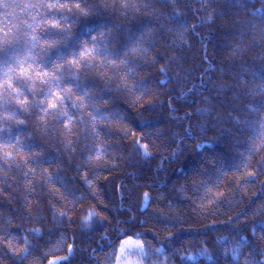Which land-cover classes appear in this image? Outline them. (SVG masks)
Listing matches in <instances>:
<instances>
[{
  "label": "trees",
  "instance_id": "trees-1",
  "mask_svg": "<svg viewBox=\"0 0 264 264\" xmlns=\"http://www.w3.org/2000/svg\"><path fill=\"white\" fill-rule=\"evenodd\" d=\"M55 2L0 0L10 5L0 6V264H46L65 255L69 259L59 264H103L136 233L163 249L164 264H264V150L249 152L264 120V95L252 91L264 80V0H210L203 7L199 0H136L139 12L123 8L121 0H108L107 7L81 0L92 12L79 18L90 34L73 13L43 6ZM65 17L77 41L49 48L57 30L48 21L63 24ZM92 36L98 47L107 44L109 60L117 63L143 37L146 54L130 58L136 74L125 77L102 64L103 56L91 67H69L65 60L80 50L79 40L91 47ZM237 45L241 51L233 56ZM55 64L63 68L53 82ZM21 69L33 79L25 80ZM125 79L129 88L144 80L152 90L143 106L133 103L138 92L119 87ZM67 88L72 100L50 108L55 93L67 95ZM82 88L94 94L95 109L73 107ZM61 110L72 118L70 132ZM96 110L122 119L97 121V136L88 116ZM125 127L134 135L121 131ZM136 137L152 145L148 159L137 151ZM5 146L14 157L7 162ZM205 182L211 191L202 202ZM90 210L98 216L83 228ZM24 237L32 242L31 255L21 261L16 251ZM61 237L65 243L57 247ZM233 248L241 252L238 261ZM204 249L211 260L201 256Z\"/></svg>",
  "mask_w": 264,
  "mask_h": 264
},
{
  "label": "snow or ice",
  "instance_id": "snow-or-ice-1",
  "mask_svg": "<svg viewBox=\"0 0 264 264\" xmlns=\"http://www.w3.org/2000/svg\"><path fill=\"white\" fill-rule=\"evenodd\" d=\"M148 3L151 2V0H147ZM169 2L171 3H176L177 0H169ZM201 6L203 7L204 5H207L210 0H199ZM100 3H102L105 7L108 6V0H100ZM112 3H115V0H112ZM3 8H8L10 7V5L8 4H2L0 5ZM37 5H30V7H36ZM44 7H47L50 10H65L69 13H73L76 16V21L75 22H79V23H83L84 28L87 29L88 33L90 34L91 29H88V22L85 21H80L79 18L80 17H88L90 15H92L91 10L87 9L86 7L82 6V2L81 0H63V2H61V0H56L55 3H49L47 5H43ZM121 6L125 9L128 8H132L134 11L139 12L140 8L138 7V5L136 4V0H121ZM177 19H179V14L177 16ZM208 20H211L212 17L211 15H209L207 17ZM49 27L50 28H54L57 30L56 34H55V39H53L51 42H48V47L49 48H58L61 45H71L73 43H75L77 41V37L75 35V33L72 31V24L68 23L67 17L64 18V23H60L59 21L56 20H50L48 21ZM111 32V30H110ZM262 33H264V29H262ZM180 38L183 40V32L179 33ZM100 37L101 39H106L105 37V33L103 31H100ZM36 37L33 36V40H35ZM91 41H92V46L88 47V41L79 40V43L81 45V48L79 51L77 52H73L72 53V59L71 60H65V63H67L69 65V67L71 66H77V67H91L92 66V62L96 59V57L98 56H103L104 59L101 61V63H110L114 68H116L118 70V72L123 71L125 73V77H132L134 76L135 73V68L130 66V58L135 59V58H139L142 57L146 54V49L143 47V37H141L140 39H137L134 41V43L132 44L131 47H129L125 53L123 58L119 59V63L116 62V60H109V55H108V47L107 44L105 43L104 46L98 47V45L100 44V41L97 40V37L92 36L91 37ZM241 49L240 46L237 45L233 48L232 51V55L236 56L240 53ZM81 60H84V64H81ZM55 71L52 73L51 77L49 78V80L55 82L58 81L60 79V77L56 74L57 72H60L63 68V64H55L54 65ZM9 72L12 71V69L8 70ZM160 71L162 73H165V69L163 67H161ZM22 72V77L25 80H32L33 77L31 75H29L28 70L27 69H21ZM36 75L40 78H43L45 76L48 75V73L45 72H37ZM73 75H75V73H73ZM5 76H8V72H5ZM49 80H44V83H49ZM6 83L8 84L9 87H12L11 82L10 81H6ZM161 84H166V80L165 81H160ZM119 87L124 88L127 91H131V92H138V95L135 97V99L133 100V103L135 104L137 101H141V106H143V102H142V98L146 97L148 95L151 94L152 90L147 86V84H145L144 80H141L139 82V85H133L132 88H129V85L126 82V79L119 85ZM67 95H61L59 92L55 93L54 96V102H51L49 107L52 109H57L58 107H60L61 104H63V102L65 100H72L73 97V93H72V89L71 88H67L64 90ZM253 92H255L256 94L259 95H264V80L261 81V83H259L258 85H255V87L252 89ZM82 95H78L76 96V101L78 103H74L73 107L79 109V108H85L87 109L89 106H91L92 108H96V104L94 102V94L90 93L87 89H81ZM21 104H25L26 100H21L20 101ZM148 104H154L155 101L154 100H148L147 101ZM252 111H256V109H251ZM204 111V110H202ZM61 116L67 117L69 120V126H66L67 130L70 132L71 128V117H68V113L67 111H63L61 110L59 113ZM88 116L90 119V126H91V130L92 132L99 136V132L96 130V123L97 121H99L100 123H104L105 120H109V119H113V118H119L122 119V117L119 116V113H113L112 117H108L105 116L104 114H102L99 110H96L95 115L92 112H88ZM21 123H23V121H21ZM237 123H239V121H237ZM260 125V132L258 133L257 137L255 140L252 141V146L249 149V152H257L260 150H264V120H261L258 122ZM145 126H147V122H145ZM121 131H123L126 135H134V133L131 132L130 129H128L127 127L122 128ZM190 131V129H189ZM157 135H159V132H157ZM143 137H136L134 139V144L136 145L137 151L145 158L148 159L151 155L152 152L150 150L151 148V144L150 143H142ZM182 149L180 147H178L175 151L172 152V155L175 156L177 155V153L179 151H181ZM103 155V153H98L96 155V159L99 160L101 158V156ZM3 160L5 162H7L10 158H13V152L12 151H8L7 147L5 146L4 151H3ZM25 160H27L28 158L25 157ZM92 158L90 157V160ZM251 161V157L249 155L247 162L250 163ZM259 163H264V156L261 157V160L259 161ZM244 166L243 162L242 165ZM31 172H35V169H30ZM221 175H223V169H219L218 170ZM25 176L28 175V173H24ZM250 177H256L257 173L256 172H250L248 174ZM50 179V177H49ZM219 179L220 177H217V187L219 186ZM91 187V184L89 185ZM204 188V197L202 198V202L204 198H207L208 193L211 191L210 188H208L207 183L205 182L203 185ZM32 191H34V189H31ZM219 195V193H218ZM142 200L145 202L144 203V207L148 206V203L151 200V197L149 194L145 193L142 197ZM37 205H39V202H37ZM259 211H264V207H262L261 209H259ZM37 215H39V213H37ZM58 215L60 217H63L66 215L65 212H60L58 213ZM98 216V213H96L95 210H90L88 211L82 218H81V226L83 228H90L92 221L94 218H96ZM56 217L54 216V219ZM261 229L264 230V223H262L260 225ZM121 231H123V229H121ZM29 232L34 233L35 235L39 236L41 235V230L39 228H31L29 229ZM136 238L134 239L133 237L129 236L127 239H124L122 241V243L119 246L118 252L119 255L116 256V264H133V261L128 259V254L130 252H137V253H141V254H145L144 253V249H145V245L144 242L139 239L140 237V233H136L135 234ZM24 240V247L20 248L16 251V255L19 257V259L21 261L26 260L29 255H31V246H32V242L28 240L27 237L23 238ZM65 243V240L63 237H61V240L57 242V247L63 245ZM54 251V250H52ZM67 251L69 254H72L74 252V247L72 245H68L67 246ZM232 253V257L234 260L238 261L240 259V255L241 252L239 250V248H233L230 250ZM157 253H161L163 252V249H156ZM201 256L206 257L207 259L211 260V255L208 253L207 249H204L201 252ZM69 259V256L65 255V256H57L55 259L50 260L49 264H59L60 261H66ZM188 259H192L191 257H189ZM135 264H140L139 261H136Z\"/></svg>",
  "mask_w": 264,
  "mask_h": 264
},
{
  "label": "rangeland",
  "instance_id": "rangeland-1",
  "mask_svg": "<svg viewBox=\"0 0 264 264\" xmlns=\"http://www.w3.org/2000/svg\"><path fill=\"white\" fill-rule=\"evenodd\" d=\"M133 238L135 239L136 237H133ZM142 241L144 242V245H145V249H144L145 254H141L137 252H130L128 254V259L132 260L133 264H135L136 261H139L140 264H164L166 262L167 259H166L165 254L163 252L162 254L156 252V249L160 247L149 244L144 240ZM120 244L116 246L113 250H111L105 256L103 264H116V256L119 255L118 249H119Z\"/></svg>",
  "mask_w": 264,
  "mask_h": 264
},
{
  "label": "bare ground",
  "instance_id": "bare-ground-1",
  "mask_svg": "<svg viewBox=\"0 0 264 264\" xmlns=\"http://www.w3.org/2000/svg\"><path fill=\"white\" fill-rule=\"evenodd\" d=\"M49 263V262H48ZM47 264V263H46Z\"/></svg>",
  "mask_w": 264,
  "mask_h": 264
}]
</instances>
